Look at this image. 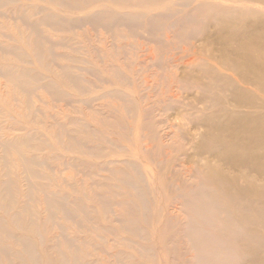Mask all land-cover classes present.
<instances>
[{
  "label": "rangeland",
  "instance_id": "374dc122",
  "mask_svg": "<svg viewBox=\"0 0 264 264\" xmlns=\"http://www.w3.org/2000/svg\"><path fill=\"white\" fill-rule=\"evenodd\" d=\"M210 1L253 5L0 0V158H7L0 193L16 198L12 206L0 201L1 228L10 233L0 231V264H46L45 255L59 251L74 264L207 262L195 237L217 233L224 212L212 211V188L191 168L190 142L202 128L191 130L177 112L195 90L172 84L178 99L170 97L176 68L167 52L197 43L201 6ZM147 48L160 54L148 61ZM4 67L30 73L22 92ZM27 132L26 168L37 171L30 178L1 140ZM28 188L34 230L14 221ZM24 235L39 239L28 257L13 251L19 246L11 236ZM54 257L50 264H59Z\"/></svg>",
  "mask_w": 264,
  "mask_h": 264
},
{
  "label": "bare ground",
  "instance_id": "6f19581e",
  "mask_svg": "<svg viewBox=\"0 0 264 264\" xmlns=\"http://www.w3.org/2000/svg\"><path fill=\"white\" fill-rule=\"evenodd\" d=\"M246 1L253 5L234 6L221 1L202 4L203 17L194 36L197 43L177 55L167 52L176 68L171 73L170 97L178 99L172 84H181L190 92L195 90L186 96L183 109L177 112L193 125L191 130L202 128L195 141L189 140L195 156L191 168L212 188L208 193L214 202L212 211L224 212L225 221H221L217 233L195 237L200 257L208 259L205 264H264V12L258 9L264 6V0ZM145 50L148 61L160 54L151 48ZM3 69L11 71L9 84L22 92L27 86L22 76L30 73L24 68ZM145 82L152 81L146 78ZM31 107L27 91L22 109L29 115ZM30 133L1 139L6 149H15L13 160L19 172H26L29 178L37 175L33 169L27 171L22 147ZM6 159L5 156L0 161ZM2 185L3 181L0 190ZM23 199L14 221H25L26 227L34 230V219L28 211L29 188ZM0 201L12 206L16 198L3 191ZM44 201L52 205L51 200ZM226 223L229 228L224 226ZM1 227L0 224V231ZM5 235L10 237L7 231ZM11 238L19 246L13 251H22L26 257L39 244L38 236ZM57 253L59 264H74L75 257L67 261L60 251ZM54 255H45L46 264L52 263Z\"/></svg>",
  "mask_w": 264,
  "mask_h": 264
}]
</instances>
